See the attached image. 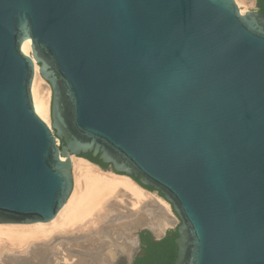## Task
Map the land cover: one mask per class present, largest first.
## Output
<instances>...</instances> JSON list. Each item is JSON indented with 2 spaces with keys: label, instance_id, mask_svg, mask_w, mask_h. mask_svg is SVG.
I'll list each match as a JSON object with an SVG mask.
<instances>
[{
  "label": "water",
  "instance_id": "obj_1",
  "mask_svg": "<svg viewBox=\"0 0 264 264\" xmlns=\"http://www.w3.org/2000/svg\"><path fill=\"white\" fill-rule=\"evenodd\" d=\"M87 154L170 205L172 264H264V16L234 0H0V223L52 221ZM142 231L167 235L137 228V251Z\"/></svg>",
  "mask_w": 264,
  "mask_h": 264
},
{
  "label": "bare ground",
  "instance_id": "obj_2",
  "mask_svg": "<svg viewBox=\"0 0 264 264\" xmlns=\"http://www.w3.org/2000/svg\"><path fill=\"white\" fill-rule=\"evenodd\" d=\"M234 1L240 12L254 5V0ZM21 50L30 55L29 40ZM31 96L35 112L50 127L51 89L36 64ZM71 161L74 189L52 221L0 223V262L113 264L115 249L129 256L137 249V228L148 222L161 235L175 224L170 205L131 178L104 172L84 158Z\"/></svg>",
  "mask_w": 264,
  "mask_h": 264
},
{
  "label": "trees",
  "instance_id": "obj_3",
  "mask_svg": "<svg viewBox=\"0 0 264 264\" xmlns=\"http://www.w3.org/2000/svg\"><path fill=\"white\" fill-rule=\"evenodd\" d=\"M256 2L258 11L264 16V0H256ZM82 158L102 169H106V165L102 164L98 158H93L91 154L82 155ZM131 179L143 189L153 192V189L140 185L137 178ZM176 237V230H173L169 231L163 239L155 241L150 232L142 231L140 233L142 254L135 259L133 264H172L175 257L176 246L174 240Z\"/></svg>",
  "mask_w": 264,
  "mask_h": 264
},
{
  "label": "rangeland",
  "instance_id": "obj_4",
  "mask_svg": "<svg viewBox=\"0 0 264 264\" xmlns=\"http://www.w3.org/2000/svg\"><path fill=\"white\" fill-rule=\"evenodd\" d=\"M257 9V2L254 0V5L252 6V7H248V8H242V12H246V11H252V10H256ZM50 100H51V98H50ZM49 119H50V116H49ZM81 159H83V158H81ZM84 160H86V159H84ZM100 170H102V169H100ZM107 170V169H106ZM103 171V170H102ZM104 172H109V171H104ZM109 173H111V172H109ZM72 176H73V174H72ZM120 176H122V175H120ZM73 186H74V178H73ZM73 189H74V187H73ZM149 192V191H148ZM150 193H153V194H155V195H157L156 193H154V192H150ZM158 196V195H157ZM173 214V213H172ZM153 218V217H152ZM147 220L149 221V219L147 218ZM149 223L147 222V224L144 226V227H147V228H150V226L148 225ZM177 224V219H176V222H175V224L174 225H172V227L170 226L169 228H167L165 231L168 233L169 231H173V230H175V225ZM104 224L102 223L100 226H103ZM99 226V227H100ZM104 227V226H103ZM98 228V227H97ZM106 229V228H105ZM152 231H153V233H155L154 232V230L152 229V228H150ZM135 234V237H136V233L137 232H134ZM103 237H104V235H103ZM105 239H106V236L104 237ZM138 245V244H137ZM137 249H138V247H136ZM137 249L134 251V252H137ZM115 253H117V259H118V264H125L126 263V259H127V256H128V254L127 253H122V252H120V251H118L117 249H115ZM0 264H3L2 262H0ZM50 264V263H49Z\"/></svg>",
  "mask_w": 264,
  "mask_h": 264
},
{
  "label": "flooded vegetation",
  "instance_id": "obj_5",
  "mask_svg": "<svg viewBox=\"0 0 264 264\" xmlns=\"http://www.w3.org/2000/svg\"><path fill=\"white\" fill-rule=\"evenodd\" d=\"M108 167L106 166V169H107ZM153 237V236H152ZM142 254V251H141V246H140V248H139V250L136 252V255H135V258H134V260H133V262L135 261V259L138 257V256H140ZM133 264V263H132Z\"/></svg>",
  "mask_w": 264,
  "mask_h": 264
}]
</instances>
